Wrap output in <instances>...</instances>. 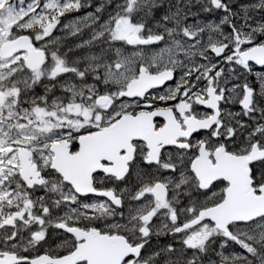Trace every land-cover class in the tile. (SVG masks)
I'll list each match as a JSON object with an SVG mask.
<instances>
[{"label": "snow or ice", "instance_id": "obj_1", "mask_svg": "<svg viewBox=\"0 0 264 264\" xmlns=\"http://www.w3.org/2000/svg\"><path fill=\"white\" fill-rule=\"evenodd\" d=\"M0 264H264V0H0Z\"/></svg>", "mask_w": 264, "mask_h": 264}, {"label": "flooded vegetation", "instance_id": "obj_2", "mask_svg": "<svg viewBox=\"0 0 264 264\" xmlns=\"http://www.w3.org/2000/svg\"><path fill=\"white\" fill-rule=\"evenodd\" d=\"M260 66H257V69L259 70ZM157 119H161V118H157Z\"/></svg>", "mask_w": 264, "mask_h": 264}]
</instances>
